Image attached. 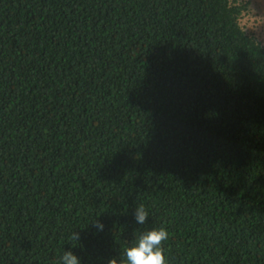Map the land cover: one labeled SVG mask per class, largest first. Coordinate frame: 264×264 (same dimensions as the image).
<instances>
[{
  "label": "trees",
  "instance_id": "16d2710c",
  "mask_svg": "<svg viewBox=\"0 0 264 264\" xmlns=\"http://www.w3.org/2000/svg\"><path fill=\"white\" fill-rule=\"evenodd\" d=\"M247 10L0 0V264H108L161 227L166 264H264V46Z\"/></svg>",
  "mask_w": 264,
  "mask_h": 264
},
{
  "label": "clouds",
  "instance_id": "9594fccd",
  "mask_svg": "<svg viewBox=\"0 0 264 264\" xmlns=\"http://www.w3.org/2000/svg\"><path fill=\"white\" fill-rule=\"evenodd\" d=\"M256 0H252L255 7ZM254 37V36H253ZM135 221L139 225H144L148 220V212L143 204L137 206L134 212ZM93 227L98 231H103L104 225L99 220L93 221ZM169 237V233L163 227L143 232L138 236L135 243L124 249V258L117 260L111 258L108 264H166L163 242ZM71 239L79 241V233L74 232ZM61 264H81L80 259L71 251L63 253Z\"/></svg>",
  "mask_w": 264,
  "mask_h": 264
},
{
  "label": "rangeland",
  "instance_id": "374dc122",
  "mask_svg": "<svg viewBox=\"0 0 264 264\" xmlns=\"http://www.w3.org/2000/svg\"><path fill=\"white\" fill-rule=\"evenodd\" d=\"M234 1L248 3V10L242 15L240 25L246 33L254 36L264 46V0H256L255 7L252 0Z\"/></svg>",
  "mask_w": 264,
  "mask_h": 264
}]
</instances>
